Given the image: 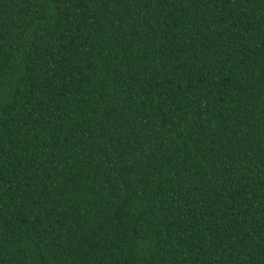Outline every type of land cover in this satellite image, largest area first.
Returning <instances> with one entry per match:
<instances>
[{
	"label": "trees",
	"instance_id": "trees-1",
	"mask_svg": "<svg viewBox=\"0 0 264 264\" xmlns=\"http://www.w3.org/2000/svg\"><path fill=\"white\" fill-rule=\"evenodd\" d=\"M0 264H264V0H0Z\"/></svg>",
	"mask_w": 264,
	"mask_h": 264
}]
</instances>
